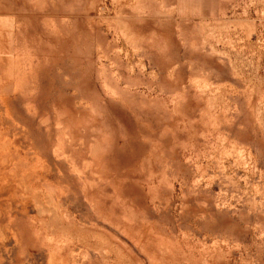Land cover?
<instances>
[{
    "label": "rangeland",
    "instance_id": "1",
    "mask_svg": "<svg viewBox=\"0 0 264 264\" xmlns=\"http://www.w3.org/2000/svg\"><path fill=\"white\" fill-rule=\"evenodd\" d=\"M0 264H264V0H0Z\"/></svg>",
    "mask_w": 264,
    "mask_h": 264
}]
</instances>
